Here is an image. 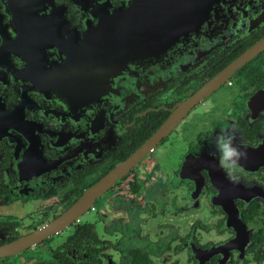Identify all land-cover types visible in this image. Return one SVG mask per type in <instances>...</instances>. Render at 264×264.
<instances>
[{"label": "flooded vegetation", "instance_id": "1", "mask_svg": "<svg viewBox=\"0 0 264 264\" xmlns=\"http://www.w3.org/2000/svg\"><path fill=\"white\" fill-rule=\"evenodd\" d=\"M131 3L0 0V264H264V0L100 59ZM220 126L247 145L237 183Z\"/></svg>", "mask_w": 264, "mask_h": 264}, {"label": "water", "instance_id": "2", "mask_svg": "<svg viewBox=\"0 0 264 264\" xmlns=\"http://www.w3.org/2000/svg\"><path fill=\"white\" fill-rule=\"evenodd\" d=\"M218 1L132 0L128 8L103 17L96 29L101 42L91 48L100 59L152 55L203 22Z\"/></svg>", "mask_w": 264, "mask_h": 264}, {"label": "clouds", "instance_id": "3", "mask_svg": "<svg viewBox=\"0 0 264 264\" xmlns=\"http://www.w3.org/2000/svg\"><path fill=\"white\" fill-rule=\"evenodd\" d=\"M234 132L232 128L220 126L218 130L209 133V141L214 147L217 166L224 172L226 178L233 183L242 179L244 169L240 161L246 158L247 145L241 142L240 146L233 143Z\"/></svg>", "mask_w": 264, "mask_h": 264}]
</instances>
